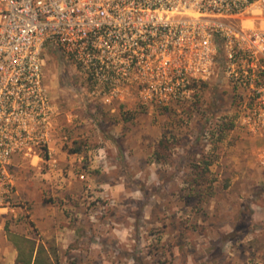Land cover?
Returning <instances> with one entry per match:
<instances>
[{
  "label": "rangeland",
  "instance_id": "374dc122",
  "mask_svg": "<svg viewBox=\"0 0 264 264\" xmlns=\"http://www.w3.org/2000/svg\"><path fill=\"white\" fill-rule=\"evenodd\" d=\"M247 17L264 26V12ZM42 59L54 138L0 168V264L25 240L54 264H264L262 145L231 86L216 76L160 107L88 93L53 42Z\"/></svg>",
  "mask_w": 264,
  "mask_h": 264
},
{
  "label": "built area",
  "instance_id": "2783aa9c",
  "mask_svg": "<svg viewBox=\"0 0 264 264\" xmlns=\"http://www.w3.org/2000/svg\"><path fill=\"white\" fill-rule=\"evenodd\" d=\"M256 11L264 0H0V168L54 138L42 59L53 42L93 95L167 107L220 77L264 170V26L245 24Z\"/></svg>",
  "mask_w": 264,
  "mask_h": 264
},
{
  "label": "trees",
  "instance_id": "16d2710c",
  "mask_svg": "<svg viewBox=\"0 0 264 264\" xmlns=\"http://www.w3.org/2000/svg\"><path fill=\"white\" fill-rule=\"evenodd\" d=\"M208 85V82H202L199 85L198 91H203L204 88ZM193 106L195 108L198 107V99L193 101ZM215 107V106H214ZM126 119H128L126 117ZM164 140L162 139L160 141V145H162L164 148L167 147L166 144H164ZM79 151V149H77ZM159 158H161V154L159 151L156 154ZM29 243V246L26 248L18 246V254L15 259V264H54L52 261V255L49 253L48 249L44 247L43 245L38 246L37 248L34 245L33 241L25 240Z\"/></svg>",
  "mask_w": 264,
  "mask_h": 264
}]
</instances>
